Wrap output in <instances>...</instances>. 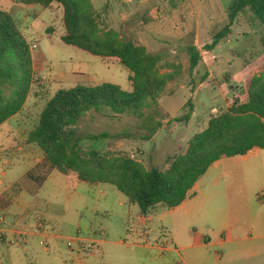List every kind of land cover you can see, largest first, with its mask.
<instances>
[{
  "label": "rangeland",
  "instance_id": "rangeland-1",
  "mask_svg": "<svg viewBox=\"0 0 264 264\" xmlns=\"http://www.w3.org/2000/svg\"><path fill=\"white\" fill-rule=\"evenodd\" d=\"M91 1L104 12L105 24L117 31L122 39L138 38L150 53L163 57L162 73L172 71L168 64H175L182 67V76L169 85L175 91L173 95L164 98L158 107L146 110L147 115L156 112L163 115V126L151 142L143 141L141 121L137 118L124 116L110 119L95 111L89 113L74 128L81 138V153L86 157L94 159L98 155L129 154L147 168H167L169 158L184 153L189 140L206 130L211 117L225 111L235 96L244 101L252 79L264 75V24L250 10L239 16L233 33L214 52L207 49L215 35L228 25L229 6L233 0ZM0 2V8L14 16L30 45L37 42L39 49L32 55L33 58L40 57L38 62L36 60L33 92L24 110L14 118L20 132L0 129L2 192L27 170L23 164H15L16 161L8 153L19 156L34 152L36 148L25 138L21 141V137H27L36 127L45 105L58 90L77 85L111 83L131 92L132 85L131 73L119 60L101 59L61 41L66 31L63 9L58 4L50 8L39 5L18 8L9 0ZM189 46H195L202 56L194 75L199 83L194 94L190 93L189 85ZM190 99L195 105L191 120L177 122L188 113L189 109L185 106ZM103 133H108L110 138L92 140V136ZM15 134L21 137H15ZM17 138L20 141L15 143ZM262 157H253L258 159V164L245 176L242 174L244 178L238 176L233 183L227 180L221 183V187H227L231 208L242 206L244 217L250 214L245 210L247 202L256 214L262 216L264 213V207L259 206L264 201ZM67 179V176L55 172L37 198L24 194L19 203L7 211L9 217H15L32 203L38 204L41 213L46 214L58 234L63 236L58 247H51L49 253L38 246L35 264H181L180 252L163 251L172 246V216L164 219L162 213L155 210L149 215L154 220L149 222V217L140 216L137 205L128 212L129 205H121L126 201L125 196L112 185H105L108 189L106 196L96 197L92 193L85 204L81 195L71 201ZM80 192L84 194L82 190ZM47 205L55 211L53 216L47 211ZM6 225V218L0 221V229L4 230ZM203 226L195 217L193 221L180 220V235L189 230H201ZM79 233L84 243L80 245L74 241L69 249L70 239ZM144 233L150 235L149 239H142ZM89 237L105 243L88 250ZM23 248L0 246V264H10L9 260L13 264H30V257ZM12 253L18 256L9 258Z\"/></svg>",
  "mask_w": 264,
  "mask_h": 264
},
{
  "label": "trees",
  "instance_id": "trees-1",
  "mask_svg": "<svg viewBox=\"0 0 264 264\" xmlns=\"http://www.w3.org/2000/svg\"><path fill=\"white\" fill-rule=\"evenodd\" d=\"M26 7L63 9L66 33L61 41L101 59H117L131 73L132 91L111 83L98 86L77 85L58 90L47 102L38 124L29 133L27 143L43 154L41 161L19 182L6 198H0V212L9 208L22 190L39 194L55 172L69 178L73 188L78 182L112 185L128 201L140 208L143 218L155 210L159 213L181 206L200 179L222 158L246 156L258 148L264 150V75L254 77L244 101L237 96L228 108L211 117L205 131L189 140L184 153L169 158L167 168L151 167L129 154L98 155L92 159L81 153V138L76 131L80 122L95 111L110 119L124 116L141 121L143 141L151 142L163 126L160 112L146 114L173 95L169 85L181 79L182 67L168 64L172 71L162 73L163 57L150 53L138 40H125L105 24V14L91 0H19ZM250 10L264 24V0H233L229 6V23L207 47L213 52L232 33L239 16ZM190 55V93L199 83L194 75L202 62L195 46ZM34 87V58L31 45L15 18L0 8V127L20 114ZM188 113L177 119L190 121L195 105L190 99ZM108 133L92 136L93 141L109 139Z\"/></svg>",
  "mask_w": 264,
  "mask_h": 264
},
{
  "label": "crops",
  "instance_id": "crops-1",
  "mask_svg": "<svg viewBox=\"0 0 264 264\" xmlns=\"http://www.w3.org/2000/svg\"><path fill=\"white\" fill-rule=\"evenodd\" d=\"M9 2L18 8H24L25 6L19 0H9ZM34 44H37V42H34ZM39 59L40 57L34 56V72L37 71L36 60L38 62ZM74 75L79 76V74ZM15 117L4 123L0 129L7 128L8 131L9 129L17 130L18 124L14 119ZM18 130L17 132H20V130ZM13 132L10 131V133ZM16 136L17 134H15V137ZM17 137H21V135ZM23 138L28 141V136L21 137V141ZM19 141L20 138L14 140L15 143ZM35 148L34 152L21 154L19 156L11 152L8 153L13 157V160L16 161L15 164H23L27 167V170L12 184V186L0 192V198H6V196L11 193L10 190L14 184L19 182L25 174L41 161L43 154L37 147ZM35 156L37 158H35ZM254 156H263L260 164L264 169V150L258 148L252 150L246 156L235 158L224 157L216 162L207 174L200 179L190 192L189 198L181 206L170 211L162 212L161 217L164 219L169 215L174 218L173 229H171L174 238L171 239V245L175 247L173 249L171 246L170 248H165L163 251L180 252L181 264H264V213L262 216L256 214L257 212L255 213L254 208L247 202L245 210L250 214L248 217H244L242 206H237L232 209L229 203L228 191H226L227 187H221V183L225 180L233 183L238 176L244 178L242 174L245 176L247 171L258 164V159L253 158ZM206 178L208 179L206 180ZM105 185L106 184L90 185L85 182H78L73 188H70L69 178L67 179V188L72 195L71 201L76 196L81 195L83 196L82 202H84V204L92 193H95L96 197L101 195L106 196L108 194V189H106ZM81 190L84 194L80 192ZM40 192L36 196H32L27 191L22 190L19 196L13 201L12 205L0 212V214L6 216L7 225L5 226V231L7 232L8 239L15 236L14 234L16 231L25 233L28 239V243L24 245L18 244L16 246H9L6 243H0V246H7L8 249L10 247H24V252L30 257V264H35V261H37L38 246L42 247L45 253H49L51 247H58L63 236L58 234L56 228L52 226V221L46 218V214L44 215L41 213L38 204L32 203L22 214L15 217H9L7 211L12 208L13 205L19 203L24 197V194H29L33 198H37ZM128 202L126 198V201L121 203V205H129L128 212H131L134 205ZM261 203L264 204V201L262 200ZM263 204H259L260 208L264 207ZM47 209L53 216L55 211L50 206H48ZM232 213H234L233 217ZM40 217L49 225V233L47 234L39 232L36 227L37 219ZM194 217L203 223L204 226L200 228L201 230H189L184 235H180V220H184V222L193 221ZM139 219L141 220V217H139ZM153 220L154 217L148 218L149 222ZM149 237V234L144 233L142 239L146 240L149 239ZM87 239L95 245L105 243L103 240H96L90 237ZM44 243H48V246ZM158 249L160 248L158 247ZM95 250L96 249L92 252ZM15 256L18 255L12 253L9 258L13 259ZM9 261L10 264L14 263L11 260Z\"/></svg>",
  "mask_w": 264,
  "mask_h": 264
},
{
  "label": "built area",
  "instance_id": "built-area-1",
  "mask_svg": "<svg viewBox=\"0 0 264 264\" xmlns=\"http://www.w3.org/2000/svg\"><path fill=\"white\" fill-rule=\"evenodd\" d=\"M39 49V46L37 44H33L31 46V52H35L36 50ZM6 218L5 215L3 214H0V221H4ZM3 224V223H2ZM36 227L38 229L39 232H42L44 234H47L49 233L48 231V227L49 225L47 224V222L42 218H38L37 219V223H36ZM15 236H13L11 239H8L7 238V232L2 229H0V243L3 244V243H6L8 244L9 246H16L18 244H27L28 243V239H27V235L25 233H22V232H19V233H15L14 234ZM83 236L79 233L76 237L70 239V242L68 243V247L69 249H71L73 247V242L74 241H77L79 242V244H83L84 242H82V238ZM46 246H48V243H44ZM95 247V244L90 242L88 247L86 245V249L90 250V249H93Z\"/></svg>",
  "mask_w": 264,
  "mask_h": 264
}]
</instances>
